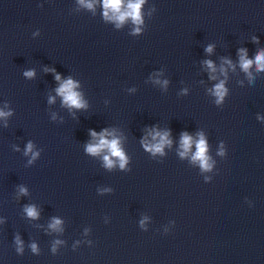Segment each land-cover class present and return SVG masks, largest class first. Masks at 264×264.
<instances>
[{
  "label": "water",
  "instance_id": "95a60500",
  "mask_svg": "<svg viewBox=\"0 0 264 264\" xmlns=\"http://www.w3.org/2000/svg\"><path fill=\"white\" fill-rule=\"evenodd\" d=\"M104 11L0 0V264H264V70L240 66L264 51V0H144L119 27ZM105 130L123 168L87 152Z\"/></svg>",
  "mask_w": 264,
  "mask_h": 264
},
{
  "label": "clouds",
  "instance_id": "9594fccd",
  "mask_svg": "<svg viewBox=\"0 0 264 264\" xmlns=\"http://www.w3.org/2000/svg\"><path fill=\"white\" fill-rule=\"evenodd\" d=\"M81 4L85 3V0H80ZM144 3V0H129L127 5H124V0H103V7L105 9L104 16L106 19H113L116 20L117 26L119 27L120 24L124 23L126 19L131 18L133 22L137 25L142 23L140 9L142 4ZM88 8H92L93 5L91 3H88L86 5ZM123 9V10H122ZM111 13V15H109ZM139 28H137L135 31L139 32ZM206 51L211 52L212 48L209 46ZM207 66L210 70L215 71V67L211 61H207ZM230 63V62H229ZM255 63L257 65L258 70H264V51H259L256 53L254 60H249L246 58V53L244 50H241L240 55V66L241 68L247 72L249 67ZM34 73L29 71L25 73V76L31 77ZM57 80H60L59 75L56 76ZM77 87V85L73 82V80L68 79L65 80L60 87L56 90L58 95L63 97V101L66 105L69 107H76V108H83L85 107V104L82 102L79 93L74 91V89ZM226 94V89L223 86V82L215 86V92L214 95L217 97V103H221L224 96ZM5 113L0 112V116H4ZM91 135L93 137L97 138V142L94 144H89L87 146V152L92 155H98L103 151H107L108 155L104 156L105 166L111 168L113 166V159L112 157L118 158L120 161V166L123 168L127 162L126 157L124 156V153L122 152L120 148V143L118 139H107V130L104 132H101L97 134L96 132H91ZM157 136L160 134L157 133ZM167 133H165L160 138V143L155 145H146V148L148 150L153 152H161L164 144L168 143L170 144V141L167 139ZM155 139V137H154ZM194 143L192 137L188 136L187 134H184L181 139V148L183 151L180 153L181 156L187 155L188 151L190 150L192 144ZM196 145V152L192 156V160L194 162L198 161L200 164V167L207 171L210 170L212 165L209 163V157L207 156V143L203 135L200 136V139L198 141H195ZM32 151V145L31 143L28 144L26 153ZM222 154V153H221ZM21 191H24L23 189ZM26 212L30 217L37 216V212L34 207H28L26 208ZM60 223L59 220L55 221V223L52 225V227H55ZM33 251H36L35 245L32 246Z\"/></svg>",
  "mask_w": 264,
  "mask_h": 264
}]
</instances>
